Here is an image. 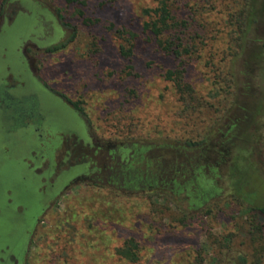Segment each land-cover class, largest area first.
<instances>
[{
    "label": "rangeland",
    "instance_id": "rangeland-1",
    "mask_svg": "<svg viewBox=\"0 0 264 264\" xmlns=\"http://www.w3.org/2000/svg\"><path fill=\"white\" fill-rule=\"evenodd\" d=\"M243 1L0 0V89L45 114L25 99L12 128L0 111V167L51 189L32 244L1 264H131L115 255L129 238L135 264H264L242 201L264 205V12L231 58ZM162 5L187 27L154 26ZM176 36L192 56L158 47Z\"/></svg>",
    "mask_w": 264,
    "mask_h": 264
},
{
    "label": "trees",
    "instance_id": "trees-1",
    "mask_svg": "<svg viewBox=\"0 0 264 264\" xmlns=\"http://www.w3.org/2000/svg\"><path fill=\"white\" fill-rule=\"evenodd\" d=\"M5 2V0H4ZM259 6V11L264 12V2L261 4H258V0H244L242 2L241 10L237 11L234 15H231L230 18L234 19L235 22H237L236 26V31L230 36V45L229 51L232 53L229 54V56L232 58L236 57L239 54V51L242 49V36L245 34V32L249 29V25H252L253 17L255 14L256 6ZM166 10L165 6H161L160 8L154 10V14L157 16V23L154 22L153 25L156 26L157 24H160L159 26L160 30H167V29H175V28H185L186 23L184 21L180 22L179 24L174 23L172 24L170 21L172 20L171 18H168L167 15L165 16ZM81 15L82 13L79 12ZM169 22V23H168ZM232 23V22H231ZM148 27V26H147ZM189 42V40L187 39ZM192 41L193 43V38H190V42ZM158 47L162 48L164 51H169L172 55L175 56L177 60H181L182 56H192V53H194V47L193 45L186 46L185 48H182L183 44L181 41V38L179 36H176L173 38V40H170L168 43L169 46L163 47V44L158 41ZM60 49V46L48 48L45 50V53L47 54H52ZM261 59L262 63H264V40L261 41ZM233 59H231L229 62H231ZM181 62V61H180ZM227 69V68H226ZM228 72L225 74L228 76H225L224 79L219 81V84L222 85L226 91H229L232 89V86L234 84V79H233V74L231 70L228 68ZM231 95V93H228ZM234 103V102H233ZM30 105V104H29ZM28 105V106H29ZM76 107V105H73ZM264 111V108H257L255 110L256 114H251L253 115H260ZM12 124L11 127L14 128L16 125L14 123ZM236 123H234L235 125ZM232 125V126H234ZM230 126V127H232ZM200 143H191V144H186V146L194 147L199 145ZM0 170L2 171H9V176L7 177V182H3L0 186V193L2 191L10 192L13 193L16 189V187H23L25 190V195L24 197L28 196V194L33 193V187L34 183L30 176L28 175L27 171L24 170L23 168L19 167L16 163L14 164V168L11 169L9 166H1ZM36 181V180H35ZM37 182V181H36ZM15 189L13 190V188ZM34 194V193H33ZM1 195V194H0ZM172 196H182L183 193L182 191H176V192H171ZM171 195H167L168 197H171ZM248 199L242 200L245 202L247 205V213L250 216V223L252 224L251 230H253L254 234H258L260 236H264V205H258L253 203L250 199L249 196L247 195ZM3 199L0 197V209H3ZM0 214H2V210L0 211ZM41 221V220H39ZM38 221V222H39ZM18 223V219H13L11 222L7 220V214L4 213L2 217L0 218V251H4V247L9 243L12 232L15 230V225ZM36 226V225H35ZM32 229V231H37L38 227H35ZM2 228V229H1ZM18 227H16L17 230ZM34 232V234H35ZM32 233V232H31ZM32 235V234H31ZM30 235V236H31ZM28 238V236H27ZM33 242L32 238H29V240H26V245H31ZM115 255L120 258L121 260H124L128 263L135 264L139 260V249L138 245L135 242L133 238H129L124 241L122 246L120 248H117L115 250ZM1 256V255H0ZM196 262L198 264H203L204 260L199 257L197 258ZM239 263L240 264H245V259L244 257H239ZM1 264V263H0ZM210 264H215V260L212 259V263Z\"/></svg>",
    "mask_w": 264,
    "mask_h": 264
},
{
    "label": "flooded vegetation",
    "instance_id": "flooded-vegetation-1",
    "mask_svg": "<svg viewBox=\"0 0 264 264\" xmlns=\"http://www.w3.org/2000/svg\"><path fill=\"white\" fill-rule=\"evenodd\" d=\"M22 98V97H21ZM29 100L28 117H41L43 115L42 104H39V101L30 100L29 97H24L23 101L18 100L17 98L10 97L7 93L0 89V111L7 114V119L15 122L10 118V113L14 110L15 106L20 107L24 100ZM26 102V101H25ZM25 109V108H24ZM20 110V109H19ZM25 110H20L19 116H25ZM45 115V114H44ZM40 183L37 181L34 183L33 193L28 194L24 197L25 189L23 187H15V191L11 194H6V191L0 193V197L3 199V209L0 218L4 213L7 214V220L12 221L13 219H18V223L15 225V230L12 232L9 243L4 247V251H1L4 255L6 254L7 258H16L23 254L25 249L26 240L30 238L32 229L39 221V216L42 214V203L43 199L49 196L51 189H46L43 195L39 192ZM40 196V198H39ZM16 227L17 230H16ZM2 229V228H1ZM28 236V238H27Z\"/></svg>",
    "mask_w": 264,
    "mask_h": 264
}]
</instances>
